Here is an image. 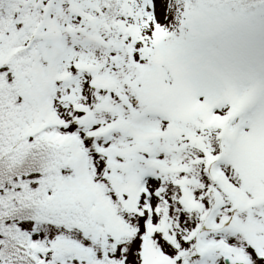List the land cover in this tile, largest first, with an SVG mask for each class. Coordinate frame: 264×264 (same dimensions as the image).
<instances>
[{
    "label": "snow or ice",
    "instance_id": "6c2138e0",
    "mask_svg": "<svg viewBox=\"0 0 264 264\" xmlns=\"http://www.w3.org/2000/svg\"><path fill=\"white\" fill-rule=\"evenodd\" d=\"M0 264H264V0H0Z\"/></svg>",
    "mask_w": 264,
    "mask_h": 264
}]
</instances>
